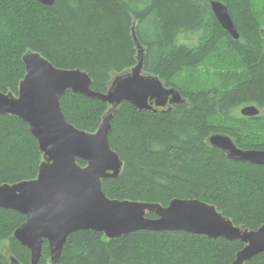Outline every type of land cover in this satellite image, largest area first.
<instances>
[{
  "label": "trees",
  "instance_id": "obj_1",
  "mask_svg": "<svg viewBox=\"0 0 264 264\" xmlns=\"http://www.w3.org/2000/svg\"><path fill=\"white\" fill-rule=\"evenodd\" d=\"M213 1L229 8L239 40L217 21ZM133 27L145 49L144 74L177 89L185 103L156 113L128 103L117 110L109 140L124 167L118 178L103 180L104 193L164 207L198 200L257 231L264 225V166L233 161L209 139L224 134L240 149L264 151V0H55L51 7L0 0V93L18 96L30 51L56 68L87 72L92 89L107 93L115 77L138 64ZM200 69L213 71L219 85L202 88ZM60 101L68 122L91 134L109 109L71 91ZM245 106L261 114L244 118ZM43 160L29 125L0 114V185L35 180ZM25 222L0 208V264H10L6 254L31 264V251L14 237ZM244 246L184 231H139L116 240L79 231L58 264H232ZM50 260L45 241L40 264ZM245 264H264V254Z\"/></svg>",
  "mask_w": 264,
  "mask_h": 264
},
{
  "label": "water",
  "instance_id": "obj_2",
  "mask_svg": "<svg viewBox=\"0 0 264 264\" xmlns=\"http://www.w3.org/2000/svg\"><path fill=\"white\" fill-rule=\"evenodd\" d=\"M36 1L49 7L55 3V0ZM211 8L221 27L239 40L240 33L229 8L220 1H213ZM132 35L138 64L130 72L115 77L107 93L92 89L93 80L87 72L56 68L31 51L23 57L25 77L18 96L0 93V114L16 116L29 125L44 159L35 180L0 185V208L26 217V222L14 233L15 239L31 251V264H40L45 241L50 246L49 264H58L68 238L79 231L102 233L110 240L139 231H184L211 240L241 241L245 246L232 264H245L263 255L264 225L257 231L245 230L215 206L198 200L175 199L164 207L113 200L104 193L103 180L118 178L124 167L109 140L117 110L128 103L140 111L156 113L155 107L185 103L177 89L167 88L158 77L144 74L145 49L135 27ZM70 91L109 105L96 133L82 131L66 119L60 100ZM241 114L253 118L261 110L247 106ZM209 143L233 161L264 166V151L240 149L224 135L211 136ZM78 160L87 165L83 167ZM11 258L10 264H20L15 257Z\"/></svg>",
  "mask_w": 264,
  "mask_h": 264
},
{
  "label": "rangeland",
  "instance_id": "obj_3",
  "mask_svg": "<svg viewBox=\"0 0 264 264\" xmlns=\"http://www.w3.org/2000/svg\"><path fill=\"white\" fill-rule=\"evenodd\" d=\"M212 72H211V74H208V73H206V71L204 69H200V74H199L200 78H201V85L200 86H202V88H209L212 86H218L219 85V79L216 78L215 77L216 75H214ZM182 80H184L183 82H186L187 84H189L186 79L182 78ZM2 250H4V252H5L6 248H3ZM6 257L9 261V263H11V260H12L11 256L6 254Z\"/></svg>",
  "mask_w": 264,
  "mask_h": 264
},
{
  "label": "flooded vegetation",
  "instance_id": "obj_4",
  "mask_svg": "<svg viewBox=\"0 0 264 264\" xmlns=\"http://www.w3.org/2000/svg\"><path fill=\"white\" fill-rule=\"evenodd\" d=\"M175 105H171L170 103L165 107V108H156L155 107V109H157V111H166V110H169L170 108H173ZM245 107H247V106H245ZM244 107H242L241 109H240V113H241V110L243 109ZM242 115V114H241ZM244 117V116H243ZM244 118H248V117H244ZM217 135H224V134H217ZM224 136H227V135H224ZM229 137V136H228ZM231 138V137H230ZM232 139V138H231ZM233 140V139H232ZM234 141V140H233ZM234 143L236 144V142L234 141ZM237 145V144H236ZM238 147V146H237ZM239 148V147H238Z\"/></svg>",
  "mask_w": 264,
  "mask_h": 264
}]
</instances>
